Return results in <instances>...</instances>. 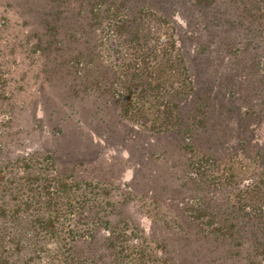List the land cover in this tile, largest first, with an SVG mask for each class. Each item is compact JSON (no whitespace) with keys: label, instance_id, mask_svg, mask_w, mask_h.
Returning <instances> with one entry per match:
<instances>
[{"label":"rangeland","instance_id":"obj_1","mask_svg":"<svg viewBox=\"0 0 264 264\" xmlns=\"http://www.w3.org/2000/svg\"><path fill=\"white\" fill-rule=\"evenodd\" d=\"M52 2L0 0V102H13L16 109L13 133L19 138V146L25 150H53L67 161L80 160L78 174L97 183L96 188L104 186L111 197L118 192L117 197L113 195L116 199L123 193L130 194L127 201L113 204L116 214L111 216V222L122 215L143 234L164 238L175 260L237 264L236 258L225 256L222 244L199 237L195 223L186 220V212L180 208L196 193L194 182L185 172L186 154L195 156L207 151L218 158L208 164L210 180L199 192L209 202H213L214 196L215 201L232 198L237 189L231 188L250 183L252 177L262 172L254 160L244 157L243 151L236 153L240 136L248 130L237 119L235 108L231 107L233 101L228 103L230 106L226 105L223 94L226 77L239 68V64H229L234 58L225 51L235 31L231 21L238 10L236 5L226 1L201 10L186 0H160V4L175 8L172 42L169 37L119 38L115 42L105 22L87 24L88 32L77 42L68 41L71 52H90L101 69L110 73L120 70L122 79L124 71L128 80L135 76L133 73L144 75L146 70L158 71L162 77L148 76L146 80L154 85L158 82L159 90L165 89V85L177 92H183L184 83L190 79L191 90L175 96L178 131L152 133L150 125L162 117L156 113L157 102L154 99L150 102L151 95H146L148 88L137 100L148 119L127 120L120 115L121 109L108 93L99 89L83 90L81 81L72 79L67 65L53 60L51 52L37 55L35 51L28 52L31 46L17 45L19 37L37 29L32 19ZM78 2H83L82 8L89 5L86 0H63L51 6L52 9L68 7L69 15L75 13L82 23L76 12ZM65 24L76 30L72 17ZM150 24L154 26L155 22ZM141 45L143 49H139ZM123 51L126 55L121 60L116 54ZM185 65L188 72L184 73ZM144 85L148 87L149 83ZM186 127L188 130L182 133ZM190 130L195 135L194 145L185 150L181 146V134L186 135ZM156 204L160 208L154 207Z\"/></svg>","mask_w":264,"mask_h":264},{"label":"trees","instance_id":"obj_2","mask_svg":"<svg viewBox=\"0 0 264 264\" xmlns=\"http://www.w3.org/2000/svg\"><path fill=\"white\" fill-rule=\"evenodd\" d=\"M62 1L53 0L44 7V12L34 16L32 23L37 29L19 37L17 45L25 48L27 44L31 46L28 52L35 51L37 55L51 52L53 60L67 65L72 79L81 81L83 90L108 93L127 120L148 119L141 103H137L143 97L139 94L143 95L148 88L146 95H151L150 102L151 99L157 102L156 113L162 117L152 122L150 132L178 131L175 96L191 90L190 79L186 80L188 84L184 83L183 92L170 91L165 85L167 90H159L158 82L154 85L146 80L148 76L162 77L158 71L133 73L135 76L128 80L123 70L122 79L120 70L110 73L101 69L90 52H71L68 45V41L77 42L88 32L87 24L101 22H105L115 42L119 38L141 37L152 40L169 37L172 42L175 8L160 4V0H86L89 4L86 7L82 8L83 2L77 3L81 23L75 13L69 15L68 7L52 9V4L59 5ZM186 1L201 10L232 1L238 9L231 21L234 35L225 45V51L234 58L229 64H239V68L226 77L223 94L226 105L233 101L231 107L235 108L237 119L248 130L240 136L236 153L243 151L244 157L254 160L262 172L252 177L250 183L231 188L237 189L232 198L215 201L214 196L213 202H209L199 192L210 180L208 164L218 158L207 151L195 156L186 154L185 172L194 182L196 193L180 208L186 212V220L195 223L199 237L224 246L226 257L236 258L237 264H264V0ZM68 17L76 22V30L65 24ZM150 22L155 25H149ZM143 48L141 45L139 49ZM116 55L123 60L126 53ZM152 57L154 64L156 55ZM242 68L245 69L241 71ZM183 69L182 72H188L186 65ZM144 82L149 83L148 87ZM11 103L0 102V264H212L198 259L179 262L168 251L164 238L143 234L122 215L111 222V216L116 214L113 204L125 202L131 195L123 193L116 199L113 195L117 197L118 192L111 197L104 186L96 188L97 183L78 174L80 160L61 159L48 149H22L13 133L16 109ZM187 130L188 127L184 128L182 133ZM194 139L191 130L181 134V146L191 149ZM154 207L158 209L160 205Z\"/></svg>","mask_w":264,"mask_h":264}]
</instances>
